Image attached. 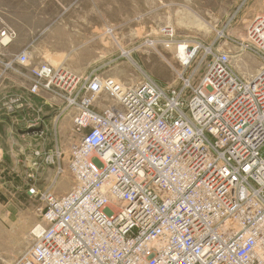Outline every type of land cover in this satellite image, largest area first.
<instances>
[{
  "label": "built area",
  "instance_id": "1",
  "mask_svg": "<svg viewBox=\"0 0 264 264\" xmlns=\"http://www.w3.org/2000/svg\"><path fill=\"white\" fill-rule=\"evenodd\" d=\"M245 1L210 43L178 39L169 25L146 41L173 51L167 86L31 62L27 46L7 57L16 31L0 29V77L18 75L30 98L47 93L46 104L72 113L77 137L61 195L52 191L66 153L57 120L53 144L34 152L55 173L37 192L34 242L15 264H264V15L227 32L244 23ZM244 52L258 59L253 74L233 66ZM103 94L114 103L102 107ZM17 100L4 101L8 111ZM24 120L44 132L39 109Z\"/></svg>",
  "mask_w": 264,
  "mask_h": 264
},
{
  "label": "rangeland",
  "instance_id": "2",
  "mask_svg": "<svg viewBox=\"0 0 264 264\" xmlns=\"http://www.w3.org/2000/svg\"><path fill=\"white\" fill-rule=\"evenodd\" d=\"M252 0H246L243 8ZM241 0H0V29L11 27L16 36L4 50L8 57L29 47L31 62L50 60L70 72L84 75L95 70L124 86H135L146 76L163 86L174 85L177 63L173 51L151 41L159 28L173 27L178 39L210 43ZM264 15V14H263ZM228 28L229 35L242 32L247 20ZM125 54H123V51ZM258 59L248 52L236 55L235 69L246 75L257 70ZM246 65V66H245ZM13 97L5 96L1 101ZM102 107L114 102L103 94ZM70 111L57 119L59 146L66 151L52 191L61 195L73 184L68 169V146L76 140L71 132ZM42 115V113H41ZM44 132L13 126L4 135L0 126V264H15L33 244L31 230L40 220L38 191L55 173L35 150L53 144V120H45ZM31 133H30V132ZM33 162H36L33 165Z\"/></svg>",
  "mask_w": 264,
  "mask_h": 264
},
{
  "label": "crops",
  "instance_id": "3",
  "mask_svg": "<svg viewBox=\"0 0 264 264\" xmlns=\"http://www.w3.org/2000/svg\"><path fill=\"white\" fill-rule=\"evenodd\" d=\"M244 8L245 11L241 18H244L245 20H248L257 13L264 14V0H252L250 3L244 6ZM27 93L28 92L25 87L22 86L20 77L18 75L9 78L0 77V126H3L4 135H7L8 133V128H6V126H15L14 128H16V130L19 132L25 130L27 128V124L24 119L32 117L35 112V108L40 110V113H42L46 121L52 119L54 122L55 120H58V117L61 116L62 113L60 111L59 105L49 106L46 104L48 97L47 93L45 94L44 92H41L38 95L31 96V98L27 96ZM7 95L13 97L15 100L18 99L15 103L11 104L14 107L12 112L8 111L6 105H4V101H1ZM25 98L28 99L27 103L20 101L25 100ZM46 149H43V151Z\"/></svg>",
  "mask_w": 264,
  "mask_h": 264
},
{
  "label": "bare ground",
  "instance_id": "4",
  "mask_svg": "<svg viewBox=\"0 0 264 264\" xmlns=\"http://www.w3.org/2000/svg\"><path fill=\"white\" fill-rule=\"evenodd\" d=\"M123 53H125V51H123ZM114 79V78H113ZM115 81H117L116 79H115ZM118 82V81H117Z\"/></svg>",
  "mask_w": 264,
  "mask_h": 264
}]
</instances>
